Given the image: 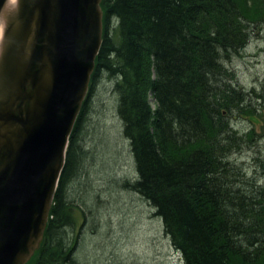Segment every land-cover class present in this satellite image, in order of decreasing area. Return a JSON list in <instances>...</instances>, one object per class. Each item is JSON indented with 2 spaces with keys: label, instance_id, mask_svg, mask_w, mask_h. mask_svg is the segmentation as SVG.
Instances as JSON below:
<instances>
[{
  "label": "trees",
  "instance_id": "obj_1",
  "mask_svg": "<svg viewBox=\"0 0 264 264\" xmlns=\"http://www.w3.org/2000/svg\"><path fill=\"white\" fill-rule=\"evenodd\" d=\"M106 7L109 15L119 21L118 36L115 41L108 36L103 39L96 73L116 72V76L124 77L128 90L136 89L134 81L141 79L142 59L153 55L155 70L159 71L151 86L166 103L157 124L159 139L155 140L146 125L148 115L141 114L142 106L148 111L143 95L130 100L121 98L124 133L132 140L138 171L135 188L156 208L172 245L182 252L184 264H264V210L251 211V216L241 219L239 197L228 194L235 201L225 205L213 191L228 184L214 151L209 152V157L196 152L187 158L168 159L174 135L170 129L162 128V121L168 126L166 118L171 120L170 115L176 113L166 100V96H172L166 87L170 76L178 72L183 51L179 47L185 37V52L196 63L192 74L196 89L204 75L202 70L221 76V61L239 53L248 39L249 27L256 25L259 18L264 19V0H113ZM135 31L145 38L143 46L134 42ZM180 80L185 81L183 75ZM239 94H233L238 103L243 100ZM173 99L180 100L177 96ZM72 142L70 138L52 218L32 264H76L69 256L71 250L66 249L65 236L53 232L69 208L64 188L76 161ZM229 173L240 174V170L231 169Z\"/></svg>",
  "mask_w": 264,
  "mask_h": 264
},
{
  "label": "water",
  "instance_id": "obj_2",
  "mask_svg": "<svg viewBox=\"0 0 264 264\" xmlns=\"http://www.w3.org/2000/svg\"><path fill=\"white\" fill-rule=\"evenodd\" d=\"M101 3L19 0L15 16L11 0H0L5 21L0 46V264H24L41 248L69 136L102 41ZM76 64L79 69L70 75L69 66Z\"/></svg>",
  "mask_w": 264,
  "mask_h": 264
},
{
  "label": "rangeland",
  "instance_id": "obj_3",
  "mask_svg": "<svg viewBox=\"0 0 264 264\" xmlns=\"http://www.w3.org/2000/svg\"><path fill=\"white\" fill-rule=\"evenodd\" d=\"M115 24L111 18L106 36L116 38ZM249 28L247 45L221 61L224 72L217 79L240 92L243 100L238 106L244 111L225 118L235 133V149L221 160V167L233 188L244 177V186L252 190L255 184L264 187V19ZM115 76L116 72L98 71L72 132L76 161L64 199L70 204L65 213H71L75 227L71 234L64 233L65 240L76 237L72 251L78 264H182L161 218L124 185L136 180L137 171L123 133ZM148 95L156 107L152 91ZM255 109L261 120L253 124L248 116ZM79 149L85 153L79 155ZM167 156L176 158L175 150L170 148ZM236 168L240 174L229 173Z\"/></svg>",
  "mask_w": 264,
  "mask_h": 264
},
{
  "label": "bare ground",
  "instance_id": "obj_4",
  "mask_svg": "<svg viewBox=\"0 0 264 264\" xmlns=\"http://www.w3.org/2000/svg\"><path fill=\"white\" fill-rule=\"evenodd\" d=\"M112 1L113 0H102L101 3L104 10L102 41L107 36L109 38L114 39V41L117 40L116 38H113L109 35L106 36L105 34L106 26L109 25V20H111V18L115 19L116 21L114 28L116 29L115 30L116 33H118L119 21L112 14L109 15V12L106 7V3L111 4ZM71 23L73 27L75 25V22L71 21ZM135 34H137V37L134 38L135 41L134 40L133 41L137 44L142 45L141 43L145 40V38H142L143 35L139 33V31H137ZM247 43H248V39L241 49L245 48ZM193 44H195V42ZM179 48H181L183 51L180 53V62H179L180 64L178 65V72L174 74L175 77L170 76L168 80V86H167L168 88L166 87L167 92L172 93L171 98L170 97L167 98L166 96V100L167 99L169 100L170 105H172V108L175 109L176 113L175 114L172 113V115H170L171 120L166 118L168 126H166L165 123H163L162 121V128L164 130L170 129V132L174 135V144L172 146V149L175 150L176 152V158H182L185 155L183 154L184 151L187 150L188 151V153L186 154L187 156L190 154L194 155V153L197 152L199 153L198 155L203 154V156L209 157V152L214 151L213 153L216 158L220 160L225 159L226 157H228L229 153L233 152V150L235 149L234 148L235 133L231 130L232 128L231 129L229 128V124L225 120V118L229 117L234 112L241 114H243L244 112L243 108L238 106L239 103L236 101V99L233 96L236 90L232 88L231 84L230 85L229 84L227 85L225 83L220 84L221 80L217 79L219 75L214 76L212 74H205L203 70L202 73L204 75H202L201 76L202 78H200L201 81L199 82V87L194 89L193 82H195V80L192 78V74L195 73L196 63L194 58L189 57V55L185 52L188 51L187 36L185 37V41L180 44ZM220 56L222 57L224 55L220 53ZM64 58L65 57H63V60ZM62 65L63 64L61 63V69H64ZM69 67L70 68H68V73L70 75H73L79 69V66L77 64L74 66L70 65ZM149 67L151 68V70L149 69ZM155 69H156V62L154 61V56L149 55L147 56V58L143 57L142 59L141 79L134 81L135 85L137 86L136 89L131 87V89L128 90L126 85L123 84L124 77H122L119 74H117V76L114 77V80L117 81L116 88L120 95V101L122 100L121 98H123L124 100H130V99H136L143 95V100L147 104V109L149 113L147 110H145V107L142 106L141 114H144L146 116L148 115V120L146 122V125L150 133L153 134L155 140H158L159 136H158L157 124L158 122L160 123L161 113H163V105H165L166 103L165 100L163 101L162 97H158L155 94L154 88L153 86H151L154 78L156 77L159 71V68H157V70ZM97 73H96V62H95L91 71L89 72L91 82L95 77L94 74L97 75ZM182 75L183 78H185V81L180 80V77ZM214 79L217 80V83L215 82ZM91 82L90 85H88L89 87L87 86L81 97L82 99L80 102V110L82 109L86 101L91 86ZM149 91H152L153 93V100L155 101L156 107L152 106L151 99L148 95ZM175 96L179 97L180 100L174 101L173 98ZM120 112L123 113L119 105V114ZM59 115L60 114L55 115L54 119H58ZM251 117H252L251 115L248 116V120L253 124H255L254 120H252ZM74 127H75V123L73 129ZM125 137L129 141V146L133 157L132 140L126 135ZM84 153H85L84 150H80V149L78 150L79 155H82ZM66 158L67 157H65V164H66ZM133 163H134L135 171H137L135 160H133ZM136 173H137L136 180L132 184L126 181L124 185H126L127 187H131L135 193H137L142 199L146 201L145 203H147L149 210L152 212V214L158 216L156 213L157 211L156 208L152 207L148 199H146L135 188L136 187L135 183L138 181V171ZM256 181L257 180L255 178V182ZM237 182L238 184L234 188L231 183L222 187L218 186L213 191L215 195L219 197L223 202V204L225 205L229 203H233L235 201L228 194L233 193L237 197H239L240 208L238 211L241 219H246V217L251 216L252 215L250 213L251 211L259 213L262 210H264V187H258L255 184L254 185L255 187L252 186V190H251L247 186H244L246 185L244 181V177L238 178ZM257 198H261V200L258 201ZM242 199H244V201ZM54 204L55 202L53 201L49 211L47 225L49 223V220L52 218L51 211ZM62 218H63L62 223L55 225L53 227V232L62 234L63 236L64 233L65 234L67 233V235H69L71 234L72 229L75 227V221L72 220L70 212H66L62 216ZM76 242H77L76 237L72 236V238H70V242L68 243L69 246L67 245L66 249L71 250L69 256L76 264H78V262L75 260L73 256V251H72L75 248ZM3 246L5 247V252L9 253L10 252V247H8L9 242L8 241H6V243L3 242ZM174 248L179 253L182 264H184V257L182 252L178 248L176 247ZM35 259L30 258L24 264H32L31 261H33L34 263ZM15 264H18V262H16Z\"/></svg>",
  "mask_w": 264,
  "mask_h": 264
},
{
  "label": "clouds",
  "instance_id": "obj_5",
  "mask_svg": "<svg viewBox=\"0 0 264 264\" xmlns=\"http://www.w3.org/2000/svg\"><path fill=\"white\" fill-rule=\"evenodd\" d=\"M11 3L15 6V12L14 15L18 16L19 15V8H18V3L19 0H11ZM4 17L0 15V46H2L5 42V35H4Z\"/></svg>",
  "mask_w": 264,
  "mask_h": 264
},
{
  "label": "flooded vegetation",
  "instance_id": "obj_6",
  "mask_svg": "<svg viewBox=\"0 0 264 264\" xmlns=\"http://www.w3.org/2000/svg\"><path fill=\"white\" fill-rule=\"evenodd\" d=\"M258 118H259L258 120H261L259 116H258Z\"/></svg>",
  "mask_w": 264,
  "mask_h": 264
}]
</instances>
